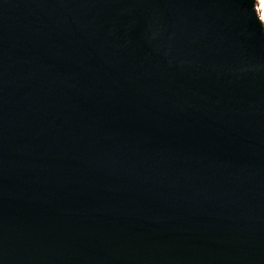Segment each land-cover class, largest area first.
I'll list each match as a JSON object with an SVG mask.
<instances>
[{
    "label": "water",
    "instance_id": "95a60500",
    "mask_svg": "<svg viewBox=\"0 0 264 264\" xmlns=\"http://www.w3.org/2000/svg\"><path fill=\"white\" fill-rule=\"evenodd\" d=\"M0 264H264L256 0H0Z\"/></svg>",
    "mask_w": 264,
    "mask_h": 264
},
{
    "label": "rangeland",
    "instance_id": "374dc122",
    "mask_svg": "<svg viewBox=\"0 0 264 264\" xmlns=\"http://www.w3.org/2000/svg\"><path fill=\"white\" fill-rule=\"evenodd\" d=\"M259 8H261L262 12H264V0H256V9L258 14H259Z\"/></svg>",
    "mask_w": 264,
    "mask_h": 264
},
{
    "label": "bare ground",
    "instance_id": "6f19581e",
    "mask_svg": "<svg viewBox=\"0 0 264 264\" xmlns=\"http://www.w3.org/2000/svg\"><path fill=\"white\" fill-rule=\"evenodd\" d=\"M259 16H260V20H261V22H262L263 25H264V12H262V9H261V8H259Z\"/></svg>",
    "mask_w": 264,
    "mask_h": 264
}]
</instances>
